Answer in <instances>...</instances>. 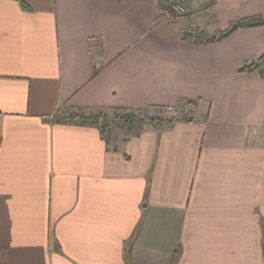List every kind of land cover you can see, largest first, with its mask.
Masks as SVG:
<instances>
[{
  "label": "crops",
  "instance_id": "obj_1",
  "mask_svg": "<svg viewBox=\"0 0 264 264\" xmlns=\"http://www.w3.org/2000/svg\"><path fill=\"white\" fill-rule=\"evenodd\" d=\"M25 1L0 0V264H264V25L197 42L264 0Z\"/></svg>",
  "mask_w": 264,
  "mask_h": 264
},
{
  "label": "trees",
  "instance_id": "obj_2",
  "mask_svg": "<svg viewBox=\"0 0 264 264\" xmlns=\"http://www.w3.org/2000/svg\"><path fill=\"white\" fill-rule=\"evenodd\" d=\"M17 2L25 11H32V7L25 0H14ZM160 4L165 8L166 11L170 10L171 7L175 4H180L183 7H187L193 0H158ZM264 25V15L259 17H248L242 18L238 21L232 23L230 28L226 31L222 32L218 37H214L212 39H208L205 41H201L198 37L197 42L200 44H210L215 43L217 41L223 40L228 37L235 29H244V28H253ZM235 27V28H234ZM186 37V36H185ZM241 73L252 74V73H262L264 74V54L260 56L257 60L245 65L240 70ZM192 109L195 108V104L192 102L189 103ZM143 115V118L137 119L138 114ZM107 115L103 113V111L99 112H79V113H71V114H63L53 118L56 121H68L69 123H78L81 125H91L97 126L100 128L105 137L111 134V131L107 129L106 122ZM124 119L125 122H128L130 125L139 124L140 126H144L147 124H158L165 122L161 117L157 115H152L144 111H133V110H117L114 111L113 121ZM187 119V118H186ZM184 119V120H186ZM105 121V124L102 123ZM168 124H173V121L169 120Z\"/></svg>",
  "mask_w": 264,
  "mask_h": 264
},
{
  "label": "rangeland",
  "instance_id": "obj_3",
  "mask_svg": "<svg viewBox=\"0 0 264 264\" xmlns=\"http://www.w3.org/2000/svg\"><path fill=\"white\" fill-rule=\"evenodd\" d=\"M187 11H186V8H185V13L183 16L187 15ZM95 113V112H94ZM97 113V112H96ZM104 114L107 115L108 118L106 122V125H107V129L110 130L111 132L115 129H123V130H126L127 127L130 125L128 122H125L124 119H121V120H114L113 121V116H114V113L113 112H103ZM191 113V108L189 110H187V112H185V110L182 108L180 109H170V110H167V111H162L160 112L159 114H156L158 115V117H161L164 121H173V124L174 122H178L180 120H184V119H188L189 118V114ZM138 114V118L137 119H140L143 118V115L140 114V113H137ZM153 115V114H152ZM167 121V122H168ZM103 124H105V121H102ZM164 124L166 122H163ZM167 125H170L168 123H166Z\"/></svg>",
  "mask_w": 264,
  "mask_h": 264
},
{
  "label": "built area",
  "instance_id": "obj_4",
  "mask_svg": "<svg viewBox=\"0 0 264 264\" xmlns=\"http://www.w3.org/2000/svg\"><path fill=\"white\" fill-rule=\"evenodd\" d=\"M185 13V7H183L182 5L180 4H175L171 7L170 10L166 11V14L168 15V17L170 19H178V18H181V17H184ZM187 34H191V35H196L197 34V31L195 29H190V30H187L186 32ZM168 121V120H167ZM167 121H165L167 123ZM165 123V124H166ZM176 123V122H174ZM103 134V133H102ZM104 137H105V134H103Z\"/></svg>",
  "mask_w": 264,
  "mask_h": 264
},
{
  "label": "water",
  "instance_id": "obj_5",
  "mask_svg": "<svg viewBox=\"0 0 264 264\" xmlns=\"http://www.w3.org/2000/svg\"><path fill=\"white\" fill-rule=\"evenodd\" d=\"M235 28V27H234Z\"/></svg>",
  "mask_w": 264,
  "mask_h": 264
}]
</instances>
